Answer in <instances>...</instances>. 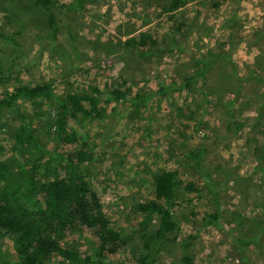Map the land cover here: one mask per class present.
Returning a JSON list of instances; mask_svg holds the SVG:
<instances>
[{
  "label": "rangeland",
  "instance_id": "1",
  "mask_svg": "<svg viewBox=\"0 0 264 264\" xmlns=\"http://www.w3.org/2000/svg\"><path fill=\"white\" fill-rule=\"evenodd\" d=\"M71 1L56 0L52 40L32 0H0V31L16 33L15 44L0 40V96L51 83L65 97L108 83L144 97L109 102L103 95L98 116L67 123L73 142L44 141V160L51 156L60 176L57 155L84 154L81 173L124 242L104 263L183 264L187 256L192 264H264V0H184L170 12L169 0L62 6ZM139 35L144 45L125 44ZM17 103L33 114L28 102ZM38 103L34 125L52 123V99ZM17 125L15 111L0 109V162L9 166L17 155L7 127ZM191 151L200 153L198 163ZM161 170L178 171L176 229L141 263L142 237L156 222L146 223L135 204L152 197ZM214 212L217 224L205 225L203 215ZM60 243L96 259L87 229L68 232ZM0 264H20L2 234ZM37 264L80 263L52 255Z\"/></svg>",
  "mask_w": 264,
  "mask_h": 264
},
{
  "label": "trees",
  "instance_id": "2",
  "mask_svg": "<svg viewBox=\"0 0 264 264\" xmlns=\"http://www.w3.org/2000/svg\"><path fill=\"white\" fill-rule=\"evenodd\" d=\"M74 1L62 6L67 9L80 8L84 2ZM32 2L43 14L47 36L54 40L57 31V21L53 12L56 0ZM183 3L184 0H169L166 11H173ZM14 35L16 33L0 31V40L15 44ZM125 44L144 45L145 37L139 35V41L132 38ZM230 64L234 69L231 61ZM201 73L202 70L199 69L195 75ZM188 84L189 79H186L182 85ZM87 87L88 93L72 92L63 97L54 92L53 84L42 83L12 87L0 96V109L15 111L18 120L17 126L7 127L11 139L10 150L17 155V162L12 166L0 162V234L10 240L20 264H37L52 255L80 264H105V255L117 251L124 245L117 232L109 227L97 194L81 173L79 164L83 161L84 154L71 151L69 154L56 156V162L62 165L64 176H60L56 168L51 169V156L46 160L43 157L44 141L48 138L65 143L73 142L72 131L67 133V123L70 119L98 116L102 108L103 95L109 102L132 99L135 103H141L144 100L141 95H131L128 88L108 83H104L102 89L92 84H88ZM39 98L52 99L55 113L53 124L46 126L41 124L38 127L34 125L33 118L39 116L40 111ZM19 100L26 101L33 107L32 115L19 110L17 103ZM52 127L54 131H51ZM189 155L196 163L199 162L198 151H191ZM177 184V170H161L153 176L152 197L135 204L136 211L142 214L146 223L149 224L152 220L156 222L155 226L142 237L141 244L145 255L139 258L141 263L149 261L158 247L176 229L172 210L175 205ZM188 188L190 189L189 186ZM217 221L216 212L203 215L205 225H215ZM83 229L91 231L96 238V259L87 254L81 255L60 243L68 232ZM182 261L183 264H192L187 256H183Z\"/></svg>",
  "mask_w": 264,
  "mask_h": 264
}]
</instances>
